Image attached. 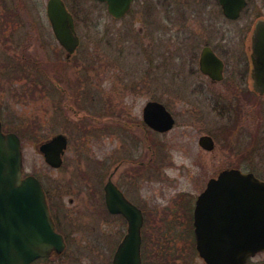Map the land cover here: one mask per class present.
<instances>
[{
    "label": "rangeland",
    "instance_id": "374dc122",
    "mask_svg": "<svg viewBox=\"0 0 264 264\" xmlns=\"http://www.w3.org/2000/svg\"><path fill=\"white\" fill-rule=\"evenodd\" d=\"M17 2L21 5V19L28 20L29 16L38 19L36 32L47 45L42 48L37 41L25 53L46 59L40 69H30L31 74L29 69L23 67L25 69L21 70L13 65L21 55L20 48L15 47V43H19L17 38L28 37L25 32L19 36L18 29H11L13 21H7L10 18L8 14L16 12ZM45 6L46 0H0V20H4L7 32L15 38L13 44H8L7 57L2 55L8 62V70L6 76L0 75V120L4 131L14 132L20 138L23 173L32 174L41 181L67 242L63 255L38 259L32 264H110L117 240L112 236L101 238L102 229L111 231L114 228L102 225L98 209L102 206L103 167L113 166L115 160L111 153L118 142L112 134H103L98 127L101 119L107 121L98 113L101 107L100 90L103 89L104 96H113L118 84L122 89H128L125 84L135 80L136 69L137 72L140 68L143 71L148 64L137 52L143 49L151 51V62L157 64L160 58L154 53H158V46L166 35L158 31L149 36L139 32L144 18L136 22L130 18L113 21L96 0H73L72 6L79 14L77 31L81 40L74 58L80 57V52L86 53L82 48L87 44L88 58L84 63L90 68L65 70L57 67L55 70L51 65L54 47H48L46 40L51 35V28L46 22ZM104 27L111 32L114 41L118 37L124 49L122 55L110 49L106 58L114 65L106 66L100 73L93 66L97 67L101 45L99 38ZM113 28L117 30V37L112 34ZM53 74H58L67 86L66 79H80L79 82L87 88L83 100L77 97L65 100L61 92L52 91L49 77ZM20 76L32 79L21 80ZM188 84L181 85L180 92L170 85L169 96H166L159 81L151 82V90L148 94L143 93L145 96H130L122 100L127 104L133 102L134 113L139 116L147 99L156 98L176 117L170 131L148 133L154 160L147 181L139 182L147 196V220L143 228L144 264H205L195 250L188 223L189 213L185 211L186 202L189 200L191 205L209 177L215 176L223 167L250 171L264 179V100L207 101L200 98L201 101H194V97L186 96L191 88ZM175 93L185 95L184 99L175 97ZM211 103L223 107L224 113H227L215 110ZM57 133L66 135L68 143L61 166L54 168L45 162L39 145ZM135 133L139 141L137 145L133 146L130 142L116 148V153L121 156L135 155V159L142 156L145 150L140 138L142 133L140 129H136ZM203 133L214 138L216 147L212 151H205L199 146L198 137ZM124 166L127 168L128 164L124 163ZM120 231L121 237L123 226ZM247 264H264V251L258 252Z\"/></svg>",
    "mask_w": 264,
    "mask_h": 264
},
{
    "label": "flooded vegetation",
    "instance_id": "af4514ba",
    "mask_svg": "<svg viewBox=\"0 0 264 264\" xmlns=\"http://www.w3.org/2000/svg\"><path fill=\"white\" fill-rule=\"evenodd\" d=\"M96 1L102 6L105 15L113 21H121L130 18L131 21L136 22L144 18L145 22L142 25V29L138 30L139 32H144L149 36L155 31H158L166 35L164 40H162L161 46H158L159 50L156 51L158 53H154V55L157 54L156 57L160 58L157 64L156 62H151L153 60L150 54L151 51L143 49V51L139 50L137 52V55L140 58L144 57V60L147 61L148 64L144 67L143 71L142 68H140L139 72H137L138 68L136 69L135 80L129 84H125L128 89L124 90L120 84H118L117 87L115 86L114 88V94L113 96L111 95L112 98H110V95L106 94L104 96L103 89H101V87L99 88L102 92L100 90L101 107L98 113L101 117L107 118V121L103 119H101L100 122L98 121V127L103 134H105L104 132H107V135L112 134L113 138L118 142L117 145L115 144L116 149L130 142L133 146H136L139 141L136 137L135 130L140 129L142 133L140 138L145 147V150L141 153L142 156L140 155L141 157L138 159H135V155L121 156L119 153H116L117 150L115 151L114 149L111 153L115 160L113 166L109 165V167H103V177L105 178L102 181L100 194L102 206L98 211L99 214H101L100 221L102 225L111 226V228L114 229L111 231L100 229L102 234L101 238L112 236L118 243L126 232L127 227L125 217L121 213L111 212L106 205L104 187L105 183L110 179L114 185L120 189L124 197L141 210L143 216L141 238L143 243V228L147 220L145 215L147 206L145 197L147 196L143 193L142 186L139 182L142 180L145 182L147 181L146 179L149 177L148 172H150L151 169L150 165L154 160L153 149L150 142L151 138H148V133H166L170 131L176 123V117L163 102L156 98L147 99L142 105L139 116H136L134 113L133 102L127 104L122 100L125 99V97L132 96L136 98V95L141 97L144 95L143 93L148 94L151 90V82L158 81L160 82L163 95L166 96H169L170 85V87H173V90L176 89L180 92V86L187 85L189 82L191 88L186 96H188V98L194 97L192 98L194 101L200 100V98L207 101L264 100V86H262L263 89L261 91V85L259 89L254 85L252 61L253 37L259 29V33L264 35V0H131L127 11L120 17H116L108 11L105 1ZM47 2L48 0H46L45 16L47 25L49 24L51 28V35L47 37L46 40L48 42V47H54L51 55V65L54 66L55 70L57 67H62L65 70L69 68H90L86 66L87 63H84V60L88 58L87 44L82 48L86 53L80 52V57L74 58L81 46V40L77 31L79 14L72 6L73 0H62L65 8L72 16L75 34L78 38V44L72 52H68L58 42L54 35L46 12ZM20 6L21 5L17 2L16 12L8 14L10 18H8L7 21H13L11 29H13V27L18 29L20 31L19 36L23 34L22 32H25V35L28 37L24 39L20 37L17 38V40L19 39V43H15V47L20 48L21 55L19 56L20 60H18V62L14 61L13 65L21 70L25 68L29 69L31 74V70L40 69L45 64L46 59L43 60L39 55H26L25 53L29 52L30 46L33 45V43L37 44V41H39V45L42 48H45L47 45L44 40L40 39L36 32L38 19H35L34 16H29L28 20L21 19L20 15L22 13H20ZM131 27L133 28L132 24ZM113 29L114 32H112V34L117 37V30H115V28ZM101 32V37L99 38V44L101 45L98 52V60L96 62L97 67L93 66L97 68L100 73H102L106 66L114 65V62H109L108 58H106L108 51L110 49H115L117 55H122L124 49V46H120L118 37L115 38L114 41V38L110 36L111 32L109 33L107 28L104 27ZM10 33L11 32H7V26L4 20H0L1 77L3 75L6 76L8 70V62L6 59L4 60L2 55L7 57L8 44L9 42L13 44L12 41L15 40ZM54 41L55 43L57 42L58 45L52 44ZM55 45H57V48H55ZM137 48L142 49L138 46ZM132 55L134 54L132 53ZM134 57L136 56L134 55ZM260 57L264 58V54ZM21 70L20 74H22ZM138 73L140 74L138 75ZM19 78L21 80L32 79L31 77L25 78L24 76H20ZM49 81L52 83V91H56L55 93L57 94L61 92L60 94H62V98L64 97L65 100L76 97L77 99L83 100L86 96L87 88L85 89V84L79 82L80 79H75V82L66 79V82H68L67 86L58 74H53L52 76L50 75ZM184 96L185 95L180 93H175V97L181 100L184 99ZM149 101L161 103L170 113L174 120L173 126L170 129L166 131H157L146 123L143 118V108ZM210 105L215 110H221V112L224 113L223 107L220 108V106H217L215 103H211ZM105 106H107V108H105ZM225 113H227V111H225ZM202 135L209 136L212 139L213 148L205 149L198 142L199 146L205 151H212L215 149L216 144L212 135L203 133L200 136ZM124 163L128 164L127 168L124 166ZM211 177H209V179ZM197 195L193 203L190 205L191 202L188 200L185 207V211L189 213L188 223L193 241V208ZM177 203H180V200H178ZM49 209L56 230L61 234L67 248L66 235L60 226L57 214L52 210L51 206H49ZM121 226L124 227V232L120 237ZM117 237L119 239H116ZM65 251L62 253H53L48 258L59 257L63 255ZM48 258H39V260Z\"/></svg>",
    "mask_w": 264,
    "mask_h": 264
},
{
    "label": "water",
    "instance_id": "95a60500",
    "mask_svg": "<svg viewBox=\"0 0 264 264\" xmlns=\"http://www.w3.org/2000/svg\"><path fill=\"white\" fill-rule=\"evenodd\" d=\"M108 11L122 16L131 0H101ZM46 12L58 42L72 52L78 44L71 14L62 0H48ZM260 29L253 37L254 85L264 83V35ZM263 87L260 89L262 91ZM146 123L166 131L174 120L164 106L149 101L143 108ZM205 149L213 148L209 136L198 140ZM67 138L57 133L39 145L45 162L54 168L62 163ZM108 209L121 213L126 232L117 244L112 264H142L141 210L128 201L108 179L105 183ZM195 248L205 264H246L264 251V179L253 172L229 167L211 177L197 196L193 209ZM65 243L55 230L45 192L39 179L23 175L22 150L18 135L5 132L0 121V264H30L39 257L61 253Z\"/></svg>",
    "mask_w": 264,
    "mask_h": 264
},
{
    "label": "trees",
    "instance_id": "16d2710c",
    "mask_svg": "<svg viewBox=\"0 0 264 264\" xmlns=\"http://www.w3.org/2000/svg\"><path fill=\"white\" fill-rule=\"evenodd\" d=\"M143 244H144V242H143ZM143 244H142V252H143V248H144V246H145V244H144V245H143Z\"/></svg>",
    "mask_w": 264,
    "mask_h": 264
}]
</instances>
